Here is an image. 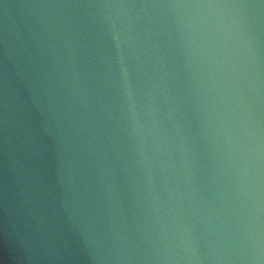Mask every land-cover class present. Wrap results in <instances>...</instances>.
Segmentation results:
<instances>
[{"label": "water", "instance_id": "95a60500", "mask_svg": "<svg viewBox=\"0 0 264 264\" xmlns=\"http://www.w3.org/2000/svg\"><path fill=\"white\" fill-rule=\"evenodd\" d=\"M0 264H264V0H0Z\"/></svg>", "mask_w": 264, "mask_h": 264}]
</instances>
